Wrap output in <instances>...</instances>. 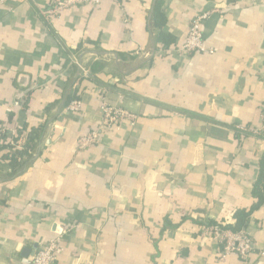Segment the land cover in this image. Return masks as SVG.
<instances>
[{"label":"crops","instance_id":"0c3cea01","mask_svg":"<svg viewBox=\"0 0 264 264\" xmlns=\"http://www.w3.org/2000/svg\"><path fill=\"white\" fill-rule=\"evenodd\" d=\"M52 1L0 6V130L27 125L24 139L43 128L21 168L0 165V264H26L24 250L31 261L36 245L62 232L55 264H244L222 260L205 230L234 225L257 203L264 137L247 132L240 142L231 125L260 124L264 0H104L45 16ZM159 1L177 37L167 51L152 30ZM202 11L214 12L203 34L217 53L183 54ZM74 95L82 110L68 114ZM104 100L137 124L80 149L100 127ZM247 232L249 263L264 264V203Z\"/></svg>","mask_w":264,"mask_h":264},{"label":"built area","instance_id":"2783aa9c","mask_svg":"<svg viewBox=\"0 0 264 264\" xmlns=\"http://www.w3.org/2000/svg\"><path fill=\"white\" fill-rule=\"evenodd\" d=\"M104 0H53L52 6L44 12L45 16H59L66 11H74L82 7L97 8ZM7 0H0V6L6 4ZM214 14L213 11L199 12L192 18L188 25V32L184 43L179 51L183 54H204L214 55L217 49L208 47L205 44L203 25ZM88 71H85L87 74ZM83 103L81 100H74L65 108V112L78 113L82 110ZM102 119L100 127L97 131L90 133L86 137H82L78 141L80 149H86L95 143H98V138L102 132H107L114 128H119L123 123H128L130 127H134L138 121V115L132 113L122 107L110 104L106 100L102 101L101 105ZM236 133L247 134L250 132L254 138L261 139L264 137V106L262 108L260 124L256 129H248L243 125L235 127ZM207 236H210L214 241L221 244L222 251L220 258L225 260L229 255H236L242 259L244 264H250L248 259L255 250V245L251 235L243 230L240 232H232L230 230H221L219 226L206 228ZM62 232L57 234L51 240L44 244H40L32 264H55L58 256L64 251V235ZM264 256V252L262 253Z\"/></svg>","mask_w":264,"mask_h":264},{"label":"trees","instance_id":"16d2710c","mask_svg":"<svg viewBox=\"0 0 264 264\" xmlns=\"http://www.w3.org/2000/svg\"><path fill=\"white\" fill-rule=\"evenodd\" d=\"M167 25H168V18H167L166 13L163 10V2L159 1L153 13L152 30L154 31L156 35V42L158 44V47L164 51L169 50L177 41V37L174 35V33L167 30L168 28ZM91 67H92V71L102 69L100 65H94ZM79 98H80L79 96L74 95L73 97L70 98L69 103H71L74 100H81ZM24 105H26L27 107V103H25ZM236 125L237 124H233L231 125V127L232 129H234L233 131L235 133L237 140L242 142L244 138L245 139L248 138V134L236 133L235 132ZM25 131H27V125L21 126V128L17 130L16 135L15 134L11 135L9 134L8 131L0 130V165L5 163L7 165H10L14 169H17V168L19 169L23 166V159L26 157H29L30 153L35 149V145H36L35 142L41 136L43 132V128L39 127L37 129L31 130L27 134L28 136L22 139L21 133ZM260 167L261 168H260L259 175L257 176V179L254 182L253 188H252V195L254 198L257 199V203L249 211L243 210V211L236 212V214L234 215L235 224L228 226V227L219 225L221 230H230L236 233L243 231V230L245 231L249 230L250 217H251L252 212L254 210H257L264 203V170H263V166H260ZM213 226H218V225H213ZM213 226H207V227L209 228ZM252 241H253V238H252ZM219 245L222 251L223 246L221 244ZM263 252L260 253V256H262Z\"/></svg>","mask_w":264,"mask_h":264},{"label":"water","instance_id":"95a60500","mask_svg":"<svg viewBox=\"0 0 264 264\" xmlns=\"http://www.w3.org/2000/svg\"><path fill=\"white\" fill-rule=\"evenodd\" d=\"M34 249H35V251L33 252L32 257L35 256V254H36V252L38 250L37 245L35 246ZM30 253H31L30 250H24V252H23V257L25 258V263L26 264H32V260L33 259H31V261L29 259Z\"/></svg>","mask_w":264,"mask_h":264}]
</instances>
